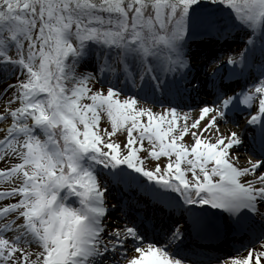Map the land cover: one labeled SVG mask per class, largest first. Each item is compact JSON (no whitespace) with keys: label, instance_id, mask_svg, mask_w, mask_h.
Wrapping results in <instances>:
<instances>
[{"label":"snow or ice","instance_id":"obj_1","mask_svg":"<svg viewBox=\"0 0 264 264\" xmlns=\"http://www.w3.org/2000/svg\"><path fill=\"white\" fill-rule=\"evenodd\" d=\"M221 4L228 21L207 30H236L226 62L251 79L239 90L213 80L211 101L184 111L144 101L201 90L189 25L199 0H0V264H197L174 247L187 222L148 237L122 205L112 220L109 185L134 179L127 169L251 230V246L207 264H264V0L207 7ZM237 113L258 126L259 152L244 155L241 134L222 129ZM142 149L168 159L147 167Z\"/></svg>","mask_w":264,"mask_h":264},{"label":"bare ground","instance_id":"obj_2","mask_svg":"<svg viewBox=\"0 0 264 264\" xmlns=\"http://www.w3.org/2000/svg\"><path fill=\"white\" fill-rule=\"evenodd\" d=\"M226 17H227V14H226V11H224V10L218 11L216 14V20H219V19L223 20L224 22H222V23L227 22V20H225ZM239 39H240V36L238 34H236L235 31H233V30H232V34L227 36V37L217 36L214 31H211L208 40L203 45L199 44L201 42H198L196 45H194L192 47L193 56L195 58L198 57L197 59L204 60V63H205V66L204 65L201 67L198 66L197 70L201 71L208 66H209V69H213V68H216L217 66L223 64L225 62L224 59H226L229 55H233L234 52L237 50V48H239L241 46L237 43V41ZM217 60H219V62H220L219 64L215 63V61H217ZM224 65L226 66L227 64H224ZM225 66H223V68ZM220 69H219V71H220ZM199 80H200V84L201 85L203 84L205 86V89L208 92H211V93L214 92V91L210 90L209 87H207L204 84V82L201 81V79H199ZM220 83H223L225 85L236 84L235 82H233L232 80L227 79V78H223V80L220 79L219 84ZM136 91L137 90L135 89V92ZM128 94H131V93H128ZM187 96H192V98L194 99V102L192 104H188V103H186L187 101L180 100V99H183ZM157 97H162V98L157 99V98H155V96H151V94H150V98L146 99L144 102L147 104V106H152L154 104L155 107L158 106V104L164 103V105L167 106L169 104V102H174L172 104V106L179 107V108L183 109L184 111H187L188 108H191L193 110H197L198 107L202 104L200 98L198 96L196 97L194 92H189L185 89H183L182 95L176 94V90L173 89L170 93L166 92V93L161 94L158 92ZM156 109L159 110L160 108L156 107ZM195 114H196L195 111H193L192 113L189 114V122L195 116ZM237 118H238V116L235 114L233 116L231 122L235 121ZM221 127H222V129L234 130L233 127H230L228 125H222ZM257 130H259V129H257ZM241 136H243V135H241ZM237 150L242 152L240 150V147ZM241 163H243V161H241ZM183 166H185V165L182 164V167ZM133 171H135V170L132 169L131 171H128V172H130L134 178H137L136 172H133ZM188 174H189V172L186 173L187 176H188ZM189 178H191V177H189ZM132 180L133 179H131L129 181H132ZM137 180H139V179L137 178ZM136 183H139V182H136ZM125 184H128V181L125 182ZM152 186H150V187L144 186L143 192H147V189H149V188L153 190ZM153 192L156 193V195H158V199L165 206L166 212L171 210L172 206H176V207L181 206V205H179V202H176V200L180 197L179 193H176L173 190H165V189H160L159 192H155V191H153ZM196 206H197L196 209H205L206 210L207 208H210V206H206V205H196ZM191 213H192L191 210L186 209L185 216H184L182 222H180V224H184L185 222H187ZM164 227L166 228V225ZM233 230H234V228L230 229V231H233ZM147 236L149 237V235H147ZM185 245L186 246L184 249H188L189 248L188 245H190V244H185ZM228 246L231 247L229 242L224 244V245L217 244L213 247L206 244L202 247V249H203V251H206V252L208 251L210 256L215 257V256L224 255L225 251L228 250ZM241 255H243V254H241Z\"/></svg>","mask_w":264,"mask_h":264},{"label":"rangeland","instance_id":"obj_3","mask_svg":"<svg viewBox=\"0 0 264 264\" xmlns=\"http://www.w3.org/2000/svg\"><path fill=\"white\" fill-rule=\"evenodd\" d=\"M210 3V0H204L203 2H201L200 3V5H204V6H206L205 8L203 7V6H201L200 7V10L201 9H203L202 11H199V12H196V14L193 16V17H191L190 18V20H189V23L192 25V22H193V20H194V18L195 17H200L202 14H203V12H204V15H202L203 17H204V19L205 20H209V21H211V22H213V24H216L217 22H224L223 20H216V14H217V12L218 11H221V10H224V11H226V14H227V17H226V19L225 20H227L228 21V11H227V8H226V6H224V5H218L217 7H215V8H210V7H207V5ZM206 8H208V11H205V9ZM191 27V26H190ZM206 28V27H205ZM207 28H209V27H207ZM235 29H233V31H234ZM205 31H207V29L206 30H203V33H200V34H206V32ZM235 32H236V30H235ZM200 34H198L197 35V37H199V35ZM208 34H209V32H208ZM236 34H238L237 32H236ZM206 36V35H205ZM197 37L195 38L196 40H199V39H197ZM195 39H192L191 40V42H193ZM208 40V38H203V40H202V43H201V45H203L206 41ZM195 44H193L192 45V43H191V49H192V47L194 46ZM237 45V44H236ZM237 50H238V48H237ZM256 55L257 56H259V51L257 50V53H256ZM193 57V56H192ZM202 59H199V60H197L196 58H192V61L194 62L193 63V72H195V75L197 76V77H199V79H201L203 82H209V78H211V73H212V71L214 70V68L213 69H211V70H209L207 67L205 68V69H203L202 70V72H200L199 70H197V67L198 66H205V63H204V60H202ZM225 60V62L223 63V64H221V65H219V66H217L216 68H219L220 69V72H224L225 71V69H223V66H225L224 64H228L227 62H226V60H227V58L226 59H224ZM229 65V67H228V69H227V71L228 72H231V74H234L233 73V66L232 65H230V64H228ZM222 66V67H221ZM241 66H239V65H237V68H240ZM222 69H223V71H222ZM89 70H92V68L90 67L89 68ZM255 68H253V69H251V71L252 72H255ZM249 72H250V69H248V68H245L244 70H243V72H239V71H236L235 73L237 74V75H242V76H247L248 77V75H249ZM249 79H251V76L249 75ZM200 92V91H199ZM206 98L208 99V98H210L208 95H206ZM190 99V98H189ZM156 107H158V108H160L161 107V105L160 106H156ZM101 116H102V119H101V124L103 125L104 123H106L107 122V117H106V115H104L103 113H101ZM144 119H146V117L144 118ZM114 139H116V140H119V141H121V142H123V140H124V134L121 132V131H117V133L114 135V137H113ZM185 142H191L194 138L191 136V132H189V133H187L186 135H185V137L184 138H182ZM144 144L146 145V146H150L149 145V142L147 141V140H145L144 141ZM243 146H245V145H243ZM141 156H143V157H145V161H144V165L145 166H147V167H154L155 166V164H157V163H160L162 166H163V164L167 161V159H168V157H164V156H160V157H158V158H152V157H150V156H148V154H147V151H146V149H142V150H140V153H139ZM173 159H174V156H173ZM123 167H125L126 168V165L125 166H123ZM139 175H141L142 176V174L141 173H139ZM188 176L189 177H191V173L189 172V174H188ZM143 180L145 181L144 183H148V184H150V183H153L154 181H148L147 180V178L146 177H144L143 178ZM5 185L4 184H0V187H4ZM109 188H110V193H109V204L112 206V207H110L109 208V213L111 214V217H113L114 218V216L116 217V216H120L121 215V213L118 211V210H116V205H115V203L117 202L118 203V201L120 202V200H122V199H124V193L122 192V194H118V192L114 189V188H112V186L111 185H109ZM123 196V197H122ZM113 215V216H112Z\"/></svg>","mask_w":264,"mask_h":264},{"label":"trees","instance_id":"obj_4","mask_svg":"<svg viewBox=\"0 0 264 264\" xmlns=\"http://www.w3.org/2000/svg\"><path fill=\"white\" fill-rule=\"evenodd\" d=\"M199 1H203V0H199Z\"/></svg>","mask_w":264,"mask_h":264}]
</instances>
